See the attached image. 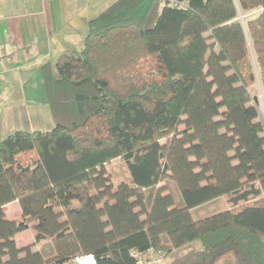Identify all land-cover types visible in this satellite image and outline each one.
<instances>
[{
	"label": "trees",
	"instance_id": "trees-1",
	"mask_svg": "<svg viewBox=\"0 0 264 264\" xmlns=\"http://www.w3.org/2000/svg\"><path fill=\"white\" fill-rule=\"evenodd\" d=\"M145 1L119 0L89 22L80 52L41 68L51 131L0 142V264H138L136 253L166 259L195 242L171 264H264V120L249 52L251 41L264 92V0H158L133 17ZM117 159L129 183L114 184ZM222 198L227 208L195 219ZM28 231L33 244H18Z\"/></svg>",
	"mask_w": 264,
	"mask_h": 264
},
{
	"label": "crops",
	"instance_id": "crops-1",
	"mask_svg": "<svg viewBox=\"0 0 264 264\" xmlns=\"http://www.w3.org/2000/svg\"><path fill=\"white\" fill-rule=\"evenodd\" d=\"M34 1V10L30 7L24 11L25 0H0V142L19 128L43 127L37 116L43 111L46 114L48 104L41 68L62 54L76 51L72 48L77 44H84L86 35L70 33L69 24L88 30L92 19L87 8L99 6L102 0L91 6L79 0ZM105 1L100 4L103 8L113 6L107 7L109 1ZM50 21L55 23L56 32L49 33ZM10 207L17 213H10ZM6 213L9 219L18 217V203L7 206ZM25 235L16 237L18 244H33L32 240L21 243Z\"/></svg>",
	"mask_w": 264,
	"mask_h": 264
},
{
	"label": "rangeland",
	"instance_id": "rangeland-1",
	"mask_svg": "<svg viewBox=\"0 0 264 264\" xmlns=\"http://www.w3.org/2000/svg\"><path fill=\"white\" fill-rule=\"evenodd\" d=\"M70 1V0H69ZM75 1V0H73ZM80 3L83 2V5L85 6H91L92 4H95L96 2H100V0H79ZM104 0H102L98 5L99 6H94L92 8H87L88 9V15H89V19H96L98 17H100L103 13H105V11H107L109 8H103L104 6H101L100 4L103 2ZM109 1L108 6L109 5H114L115 2H117L118 0H106L105 2ZM113 1V2H112ZM158 2V0H146L144 3H142L140 5V7H138L134 12H133V17H150L152 16L154 13H152L154 11V5ZM35 1L34 0H25V3L23 5V10L24 11H28L29 8L31 7L32 10H34L35 8ZM58 5V3H57ZM260 9H256L254 11H249L247 13L242 12L241 10L239 11V21H241L242 23H244V25L247 27V22L249 19L255 18L258 14ZM2 11L3 7H2ZM57 21L59 20V16H57ZM76 23V21H75ZM55 25L54 22L50 21V30L49 33H53L56 32L57 30L53 29V26ZM68 31L70 33L72 32H81L85 35H87L88 30L87 29H83V27H76L74 25H70L69 24V28ZM82 45V46H81ZM79 46V44H77V46L73 47V50H76L78 52H80L83 49V44H81ZM249 52H250V58L252 60V64L255 67V73H256V84L255 86L252 88L253 89V96L254 98H258V106L261 110V114H262V118L264 120V92L262 89V84L260 81V74H259V69L257 66V62H256V56H255V52L253 50L252 47V43L251 41H249ZM45 110V109H43ZM35 116V115H34ZM32 118V116H31ZM37 118L41 119V121L43 122L42 126L43 127H39V126H34V127H39V128H31V127H25V128H19L18 130H24V131H37V130H44V132L47 131H51L54 127V121H53V117L51 114V110L49 106H46V114L44 113V111L42 113H39V116H37ZM45 127V128H44ZM108 172L110 173V175L112 176L113 182L114 184H120L121 182H126L129 183L131 181L130 178V174L128 171V168L126 167L125 163L123 162L122 159H117L113 162H111L108 167ZM166 185L167 186V190L170 194L173 195V197L176 199L177 203L182 202V197L180 195V192L178 191L176 185L174 183L171 182H166L164 184H161V186ZM179 205H181L179 203ZM227 199L226 198H222L214 203H211L209 205H206L200 209L195 210L194 217L196 218H201V217H207V216H212L214 214H217L219 212H221L223 209L227 208ZM10 213L14 214L17 213L14 209H12L10 207L9 210ZM23 238H26V240H22L21 243H27L29 240L34 241V236H33V232L32 231H28L26 233L25 236H23ZM46 245V244H45ZM41 248V247H40ZM46 248V250L50 251V245H47L46 247L43 248V250ZM202 245L199 242H195L192 244H189L187 246H185L184 248L175 251L173 254L169 255L168 258L165 259V261L162 264H171V261L174 260L175 258L187 253L188 251L191 250H198L201 249Z\"/></svg>",
	"mask_w": 264,
	"mask_h": 264
},
{
	"label": "built area",
	"instance_id": "built-area-1",
	"mask_svg": "<svg viewBox=\"0 0 264 264\" xmlns=\"http://www.w3.org/2000/svg\"><path fill=\"white\" fill-rule=\"evenodd\" d=\"M171 3L174 7L187 8L186 3H179L174 0H171ZM135 257L138 258V264H162L165 260L163 254H158L153 250H150L145 257L137 253L135 254ZM75 264H98V261L94 255L90 254L77 257L75 259Z\"/></svg>",
	"mask_w": 264,
	"mask_h": 264
},
{
	"label": "water",
	"instance_id": "water-1",
	"mask_svg": "<svg viewBox=\"0 0 264 264\" xmlns=\"http://www.w3.org/2000/svg\"><path fill=\"white\" fill-rule=\"evenodd\" d=\"M255 102H256L257 105L259 104L258 98H255Z\"/></svg>",
	"mask_w": 264,
	"mask_h": 264
}]
</instances>
